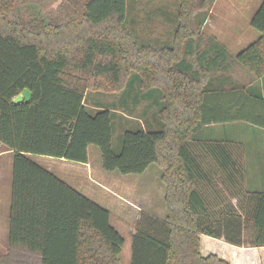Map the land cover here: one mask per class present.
Wrapping results in <instances>:
<instances>
[{"label": "trees", "instance_id": "obj_1", "mask_svg": "<svg viewBox=\"0 0 264 264\" xmlns=\"http://www.w3.org/2000/svg\"><path fill=\"white\" fill-rule=\"evenodd\" d=\"M130 1L0 0V143L13 155L9 248L0 264H122L125 238L109 209L32 157L87 163L90 145L106 171L161 167L167 215H141L132 264H231L203 254L202 235L264 247V191L246 189L237 205L209 208L203 160L192 148L206 151L196 142L206 126L264 129V0L250 20L261 36L235 56L213 33L198 41L215 0H178L172 44L139 43L127 27ZM233 64L249 82L228 74ZM26 88L31 97L14 103ZM152 90L161 92L158 118L126 130L117 151L116 111L90 105L89 94L123 92L121 109L132 114V100Z\"/></svg>", "mask_w": 264, "mask_h": 264}, {"label": "crops", "instance_id": "obj_2", "mask_svg": "<svg viewBox=\"0 0 264 264\" xmlns=\"http://www.w3.org/2000/svg\"><path fill=\"white\" fill-rule=\"evenodd\" d=\"M235 1L237 2V0ZM241 1L242 4L237 12L226 14H222L223 12L217 8L221 6L222 9H226L229 3L227 1L216 2L211 14L226 25L241 24L237 20L244 22V14H246V24L250 25L251 17L259 6L257 1H261ZM218 3L220 5L216 7ZM227 15L230 17H226ZM219 39L224 40L223 37ZM243 127L248 126L241 122L211 125L203 128L197 135L196 142L206 143V151L200 145L192 147L194 153L201 155L203 160L204 181L201 184V194L206 201H208L207 199L219 200V202L221 200L231 201L237 205L238 200L243 198L246 189L264 191V129L253 128L251 137L246 140L241 135ZM2 149L0 158L4 154L8 155V163H6L8 173L3 176L0 172V180L5 178L9 185V175L11 174L8 231L4 234L9 242L13 155L12 151L6 147L3 146ZM9 159H11V163H9ZM33 159L56 173L91 200L108 208L111 219L115 215L122 225L128 226V230L133 233L132 241L136 232V224L143 213L159 218H165L167 215L166 187L161 177V167L157 163L151 164L142 174L122 176L104 170L101 153L99 165L94 161L91 162L90 157L87 163L69 160L67 162L66 159L56 157L45 158L47 160L45 162L38 161L36 157ZM201 244L203 254L217 253L230 261L231 264H264V247L235 246L227 243L224 239H215L207 235L201 236Z\"/></svg>", "mask_w": 264, "mask_h": 264}, {"label": "rangeland", "instance_id": "obj_3", "mask_svg": "<svg viewBox=\"0 0 264 264\" xmlns=\"http://www.w3.org/2000/svg\"><path fill=\"white\" fill-rule=\"evenodd\" d=\"M229 3L227 5L228 8L222 9V7H218L220 4L218 3L216 7L217 10L222 11V14L226 13H234L239 10V6L242 4L241 0H215L216 2H225ZM261 1V0H260ZM235 2L236 4L232 3ZM259 5L260 2L257 1ZM56 3L53 5L56 7ZM215 6L213 4L212 8ZM211 8V10H212ZM210 10V11H211ZM178 11H179V1L178 0H131L130 1V9L127 17V27L131 31H133L136 35V38L139 40V43L146 42H157L161 41L164 43L173 42L174 34L179 26L178 22ZM245 13V12H244ZM232 15V14H230ZM227 15L226 17H230ZM244 14V22L243 20H237L241 22V24H233L226 25L222 24L220 20L216 17L214 18L213 14L209 12L210 21L201 27L202 36L199 37V43L205 45V37L203 35L213 33L216 36L223 37L224 40L221 42L224 43L232 56H235L238 51L246 47L251 42L255 41L261 36V32L255 30L250 25L246 24V19ZM211 16V17H210ZM208 18V19H209ZM235 22V20H233ZM237 22V23H238ZM235 33V34H234ZM219 74V73H218ZM230 75H232L235 79H238L241 82H249L251 74H249L243 67L239 64H233L231 70L229 71ZM135 74H133L132 78H134ZM130 81L129 87L132 90L136 89V92L139 91V84L137 79ZM144 98L142 100H137L134 104L132 100V106H135V112L130 114V112L125 113L121 99H123L122 93H91L89 94V103H101L104 105H110L111 109L116 113L113 116L114 122V147L117 151H120L121 148V140L123 133L128 129H138L140 125H144L146 122H151L154 118H158V112L161 109L159 95L161 92L159 90H152L149 93H143ZM21 95L29 99L31 97V90L26 88L22 91ZM138 97V96H137ZM93 107V106H92ZM90 107V108H92ZM121 109V110H120ZM90 111H93L90 109ZM156 114V115H155ZM245 126L243 127V133H241L242 138L249 139L251 137V130L257 126L242 123ZM3 144L0 143V151L3 150ZM5 148V146H4ZM8 155H3L0 159V172L3 176H6L7 167L6 163H8L7 159ZM36 157L38 161L45 162L47 161L45 158H49V156H39L33 155ZM89 157L91 162L94 161L95 164L99 165L100 161V149L96 145L89 146ZM9 159V163H11ZM68 162V160H67ZM67 164V163H66ZM156 166V165H154ZM157 167V166H156ZM159 168V167H157ZM110 173H117L122 176L127 174L120 173L119 171H107ZM10 177L9 175V185L6 183V179L0 180V255H5L8 253L9 242L5 238L4 234L8 231V217H9V206H10ZM3 182V183H2ZM209 208L217 211L224 206L219 202V200L207 199ZM111 223L115 226L121 234L125 238V245L122 253V264H131V245H132V235L133 233L128 230V226H124L121 224L119 218L113 215L111 219Z\"/></svg>", "mask_w": 264, "mask_h": 264}, {"label": "water", "instance_id": "obj_4", "mask_svg": "<svg viewBox=\"0 0 264 264\" xmlns=\"http://www.w3.org/2000/svg\"><path fill=\"white\" fill-rule=\"evenodd\" d=\"M24 101V96L23 95H18L17 97L14 98L13 102L18 104L20 102H23Z\"/></svg>", "mask_w": 264, "mask_h": 264}]
</instances>
